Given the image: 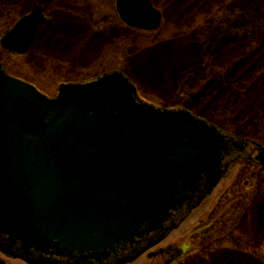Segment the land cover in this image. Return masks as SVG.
I'll return each instance as SVG.
<instances>
[{
    "label": "water",
    "instance_id": "water-1",
    "mask_svg": "<svg viewBox=\"0 0 264 264\" xmlns=\"http://www.w3.org/2000/svg\"><path fill=\"white\" fill-rule=\"evenodd\" d=\"M119 19L155 31L151 0H116ZM41 9L4 48L25 54ZM264 149L182 110L139 98L122 73L61 84L55 97L0 65V253L26 264H131L164 241L237 158Z\"/></svg>",
    "mask_w": 264,
    "mask_h": 264
},
{
    "label": "rangeland",
    "instance_id": "rangeland-1",
    "mask_svg": "<svg viewBox=\"0 0 264 264\" xmlns=\"http://www.w3.org/2000/svg\"><path fill=\"white\" fill-rule=\"evenodd\" d=\"M151 3L162 23L148 33L119 20L116 0H0V63L49 97L60 84L118 71L148 104L184 110L264 148V0ZM37 9L46 22L25 54L9 53L7 34ZM168 246L186 252L176 250L175 263L145 254L133 264H264V168L233 163L213 194L150 253ZM0 264L25 263L0 253Z\"/></svg>",
    "mask_w": 264,
    "mask_h": 264
},
{
    "label": "flooded vegetation",
    "instance_id": "flooded-vegetation-1",
    "mask_svg": "<svg viewBox=\"0 0 264 264\" xmlns=\"http://www.w3.org/2000/svg\"><path fill=\"white\" fill-rule=\"evenodd\" d=\"M258 150V149H257ZM254 156L255 155H251V157L249 158V159H241V158H237V159H235V160H233L232 162H230L229 164H228V175H229V171H230V168L232 167V165H233V163H235L236 161H239V160H242V161H248V162H250L251 164H253L254 166H257V167H260V168H264V166H260L257 162H254L253 161V158H254ZM213 193H211L210 194V196L212 195ZM245 193H239V194H237V195H239V196H242V195H244ZM247 195V197H249L248 196V193L246 194ZM210 196H208V198L210 197ZM245 197V196H244ZM208 198H206L195 210H193L190 214H189V216L187 217V219L190 217V215L194 212V211H196ZM251 199V198H250ZM249 206V205H248ZM248 210H249V207L245 210V214H244V217H247L248 216ZM186 219V220H187ZM183 223H185V221L183 222ZM182 223V224H183ZM181 224V225H182ZM181 225L179 226V228L181 227ZM178 228V229H179ZM177 229V230H178ZM176 230V231H177ZM174 233V232H173ZM199 236H201V234H199ZM170 237V236H169ZM168 237V238H169ZM167 238V239H168ZM166 239V240H167ZM165 240V241H166ZM261 250H263V252H264V247L262 248H260ZM176 250H177V252H179V254L181 255V256H183L184 254H185V252H186V250L184 249V248H179V249H175V247H171V246H168V247H166V248H163V249H157V251H155V252H153L152 254L150 253V254H148L147 256H151V257H158L159 259H166V258H173V259H171L170 261H169V263H175L176 262V259L174 258V254H175V252H176ZM179 250V251H178Z\"/></svg>",
    "mask_w": 264,
    "mask_h": 264
}]
</instances>
